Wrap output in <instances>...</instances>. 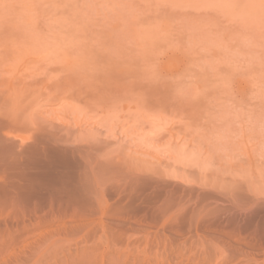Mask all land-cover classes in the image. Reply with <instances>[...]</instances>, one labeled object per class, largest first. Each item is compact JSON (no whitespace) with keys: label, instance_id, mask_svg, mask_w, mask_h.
Returning <instances> with one entry per match:
<instances>
[{"label":"rangeland","instance_id":"374dc122","mask_svg":"<svg viewBox=\"0 0 264 264\" xmlns=\"http://www.w3.org/2000/svg\"><path fill=\"white\" fill-rule=\"evenodd\" d=\"M0 209V264H264V0H0Z\"/></svg>","mask_w":264,"mask_h":264},{"label":"bare ground","instance_id":"6f19581e","mask_svg":"<svg viewBox=\"0 0 264 264\" xmlns=\"http://www.w3.org/2000/svg\"><path fill=\"white\" fill-rule=\"evenodd\" d=\"M4 139V138H3ZM12 145V144H11ZM20 146V145H19ZM22 146V145H21ZM20 146V147H21ZM18 147V146H17ZM24 148V147H23ZM10 149V148H9ZM12 149V148H11ZM14 149V148H13ZM19 150V149H18ZM23 150V149H22ZM6 152V151H5ZM10 152H11V150H10ZM22 152V151H21ZM40 152V151H39ZM33 157V156H32ZM28 161V160H27ZM60 176V175H59ZM7 187H9V186H7ZM33 188V187H32ZM45 189V188H44ZM62 196V195H61ZM63 198V197H62ZM21 199V198H20ZM19 206V205H18ZM60 206V205H59ZM9 207V206H8ZM52 208H53V206H52ZM52 208H50V209H52ZM60 208V207H59ZM69 208V207H68ZM17 209V208H16ZM65 209V208H64ZM1 210V209H0ZM20 210V209H19ZM68 210V209H67ZM23 211V210H22ZM51 211V210H50ZM2 212V211H1ZM53 214V213H52ZM63 214V213H62Z\"/></svg>","mask_w":264,"mask_h":264}]
</instances>
